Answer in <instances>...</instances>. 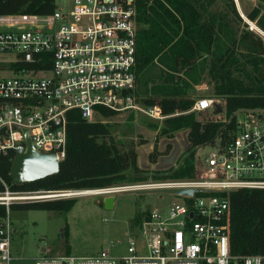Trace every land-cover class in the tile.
<instances>
[{"label":"built area","instance_id":"obj_1","mask_svg":"<svg viewBox=\"0 0 264 264\" xmlns=\"http://www.w3.org/2000/svg\"><path fill=\"white\" fill-rule=\"evenodd\" d=\"M232 1L237 6L240 2ZM67 2V8L56 6L46 16L0 15V155L14 159L26 153L28 139L37 153L51 154L60 163L71 110H78L89 123H106L102 110L115 116L139 114L158 126L167 118L156 106H141L133 94L135 0ZM216 105L223 110V101L198 98L186 113L197 120L224 121L222 113H213ZM263 113L241 111L237 131L224 142L216 139L210 145L214 152L197 159L194 153L191 179H149L82 191L6 192L16 200H54L129 191H192L177 196L179 202L142 215L135 230L127 233V252L121 257L103 250L93 257L44 256L34 264H264L262 255L231 254L229 205L231 192L264 190ZM0 204L6 207V216L0 218V264H11L10 200L0 198Z\"/></svg>","mask_w":264,"mask_h":264},{"label":"trees","instance_id":"obj_2","mask_svg":"<svg viewBox=\"0 0 264 264\" xmlns=\"http://www.w3.org/2000/svg\"><path fill=\"white\" fill-rule=\"evenodd\" d=\"M217 0H135L136 10V85L134 96L143 107H158L167 118L161 129L168 139L187 131L189 144L175 168L165 171L143 170L137 165L141 141L117 142L109 122H86L78 110L66 115L65 157L58 172L40 180L15 184L9 174L12 155H0V195L8 193L82 191L193 177L194 153L202 146L224 140L237 131L236 116L241 111L264 112V52L248 39L234 2L226 0V11H215ZM225 1V0H224ZM264 0L245 17L264 32ZM56 9L55 0H0V15L46 16ZM252 26H255L251 23ZM16 67V66H15ZM27 67V66H24ZM208 77L216 99L224 102L213 113L224 121L197 120L186 113L194 103L191 92ZM109 121L114 113L102 110ZM133 113L129 115L132 118ZM168 144L158 152L156 144L149 162L167 155ZM75 199L12 202L11 211L44 210L68 213ZM230 250L238 257L264 256V190H238L229 194ZM6 207L0 204V218ZM141 216L136 218L139 222Z\"/></svg>","mask_w":264,"mask_h":264},{"label":"rangeland","instance_id":"obj_3","mask_svg":"<svg viewBox=\"0 0 264 264\" xmlns=\"http://www.w3.org/2000/svg\"><path fill=\"white\" fill-rule=\"evenodd\" d=\"M68 3L67 0H55L56 6L61 9L67 8ZM225 3L226 0H217L213 10L226 11ZM256 5L257 3H247L245 0H240L239 7L234 3L242 22L234 21L239 31L243 30L246 24L245 28L251 32L248 39L264 52V32L245 17L246 12L251 11ZM213 92V84L208 77H204L202 84L195 86L191 96L194 100L216 99ZM218 100L222 102L221 99ZM129 115L114 116L107 121L112 126L113 139L117 142H133L134 144L141 141L147 142L137 148V165L143 170L162 172L175 168L189 146L186 133L179 132L173 139H168L161 129L151 126L152 124L149 123L151 120L148 118L139 114H132L133 117L129 118ZM154 144L158 152L159 150L163 152L166 146L171 144L169 153L159 156L156 164L150 163L148 158ZM212 152L214 149L210 145L202 146L196 150L195 158L207 157ZM151 168L153 170H150ZM6 197L7 195H0V198ZM72 198L76 202L68 213L44 210L9 213L14 230L10 241L11 264H34L36 259L44 256L93 257L103 250H108L113 257H121L127 252L126 235L135 230L138 216L152 209H162L171 202H179L177 196L166 193L129 191L115 194V206L112 209H105L101 195L70 196L64 199ZM12 202L23 201L10 200V203Z\"/></svg>","mask_w":264,"mask_h":264},{"label":"water","instance_id":"obj_4","mask_svg":"<svg viewBox=\"0 0 264 264\" xmlns=\"http://www.w3.org/2000/svg\"><path fill=\"white\" fill-rule=\"evenodd\" d=\"M27 135V132H26ZM28 149L27 152L21 155H17L11 163L9 174L12 181L15 184H25L40 180L49 175H53L58 172L59 163L55 160L51 154L37 153L30 145L27 139ZM160 192L173 196L191 195V190H162V191H139L137 193H151ZM11 201L16 199L11 198ZM38 200H52L45 199H22L23 202H31ZM114 204V196L103 198V205L105 209H112Z\"/></svg>","mask_w":264,"mask_h":264},{"label":"bare ground","instance_id":"obj_5","mask_svg":"<svg viewBox=\"0 0 264 264\" xmlns=\"http://www.w3.org/2000/svg\"><path fill=\"white\" fill-rule=\"evenodd\" d=\"M75 194H77V193H75ZM78 194H90V193L89 192H81V193H78ZM5 199L10 200L11 198L9 196H7Z\"/></svg>","mask_w":264,"mask_h":264},{"label":"crops","instance_id":"obj_6","mask_svg":"<svg viewBox=\"0 0 264 264\" xmlns=\"http://www.w3.org/2000/svg\"><path fill=\"white\" fill-rule=\"evenodd\" d=\"M182 132H183V131H182ZM184 132H185L186 135H187V131H184ZM186 140H187V139H186ZM170 145H171V144H170ZM159 152H162V151L159 150ZM155 164H156V163H155ZM150 170H153V168H151ZM101 202H102V201H101ZM102 203H103V202H102ZM102 203H101V204H102ZM113 206H115V199H114V204H113Z\"/></svg>","mask_w":264,"mask_h":264}]
</instances>
